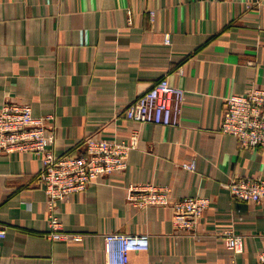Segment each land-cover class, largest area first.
<instances>
[{
  "label": "crops",
  "instance_id": "0c3cea01",
  "mask_svg": "<svg viewBox=\"0 0 264 264\" xmlns=\"http://www.w3.org/2000/svg\"><path fill=\"white\" fill-rule=\"evenodd\" d=\"M162 76L185 89L180 124L127 119L125 106ZM249 85L264 86V0H0V105L52 114L55 155L81 151L90 134L139 133L123 171L59 203L69 240L43 235L40 159L0 152V264H108L110 231L148 235V249L129 251L125 264H259L264 200H240L226 184L264 178V147L220 131L224 97ZM189 160L193 171L182 166ZM138 182L168 185L173 198L210 197L195 232L176 231L168 205H129L125 187ZM225 228L245 235L242 251L224 245Z\"/></svg>",
  "mask_w": 264,
  "mask_h": 264
},
{
  "label": "built area",
  "instance_id": "2783aa9c",
  "mask_svg": "<svg viewBox=\"0 0 264 264\" xmlns=\"http://www.w3.org/2000/svg\"><path fill=\"white\" fill-rule=\"evenodd\" d=\"M258 4L261 0H255ZM154 20L155 10H148ZM164 42H170V33H164ZM185 89L162 76L147 90L137 95L123 109V115L134 122L155 123L163 126L180 124ZM53 115L35 116L29 103L6 100L0 105V152L17 151L31 154L41 161L39 178L45 194L44 237L51 240H69L74 233L66 231L59 216V203L73 193L83 191L99 177L123 171L131 149L138 146L139 133L133 129L128 138L117 141L87 135L80 143L81 151L55 155L50 147ZM220 131L233 135L241 147H264V86L249 85L242 92H233L223 99ZM195 170V161L182 163ZM230 194L240 200H264V178L237 177L226 184ZM126 200L138 210L150 205L170 206L172 225L176 231L193 234L199 217L210 204L203 195L173 198L168 185L152 182L130 183L125 187ZM6 234L0 224V239ZM224 245L238 253L243 249L244 234L233 228L218 232ZM104 253L108 264H125L129 251L149 247L145 233L110 231L103 234ZM258 262L264 264V248L258 251ZM229 264H239L231 262Z\"/></svg>",
  "mask_w": 264,
  "mask_h": 264
}]
</instances>
